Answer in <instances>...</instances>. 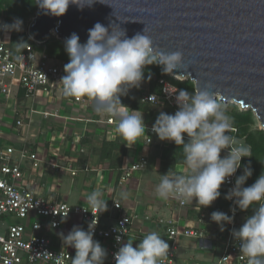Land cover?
Instances as JSON below:
<instances>
[{
  "label": "clouds",
  "instance_id": "clouds-1",
  "mask_svg": "<svg viewBox=\"0 0 264 264\" xmlns=\"http://www.w3.org/2000/svg\"><path fill=\"white\" fill-rule=\"evenodd\" d=\"M100 2L104 3L103 0ZM93 3L94 0L90 3L85 0L35 2L43 14L56 17L64 15L70 4L82 10ZM109 27L95 23L88 30V39L83 44L75 32L65 39V51L70 59L64 65L65 75L60 81L65 97H87L94 102L97 114L111 116L115 121L116 133L128 147H132L145 133L146 125L143 114L122 104L121 96L128 95L132 88H140L146 79L150 81V71L145 77L148 65H162V72L173 74L176 79L178 75H183L174 73L183 63V54L157 50L151 38L144 34V29L143 33L137 32L128 38L126 30L116 31L112 24ZM13 30H23L21 18H14L11 24L0 23V31L7 33ZM24 43H16L18 51L23 52ZM164 91L177 93L176 88L174 91L165 88ZM175 101L178 110L174 114L159 112L151 131L162 141H173L183 146L185 170L183 174L168 172L162 175L155 191L162 200L175 198L182 203H193L195 200L200 207H208L221 196V185L242 167V158L252 156L251 148L239 144L230 135L231 118L209 89H200L196 93L179 90ZM222 150H227L223 157ZM252 171L250 161L244 164L243 173L236 176L234 186L224 194V198L232 200L235 205L230 208L233 216L213 211L210 218L224 231L225 224L233 222L237 207L241 211L251 207L253 214L246 218L239 229H232L231 235L238 242L240 252L248 258V264H264V173L245 187ZM122 195L127 197L126 193ZM86 200L98 213L107 210L100 189L91 192ZM96 217L89 222L87 230L74 225L67 235L59 233L63 244L76 250L72 264H104L107 250L93 238L98 222ZM51 227H55L54 222ZM115 239L120 244L121 236L117 235ZM133 241L135 239L128 238L115 252L116 264H161L168 255L169 244L157 232H148L136 247H133Z\"/></svg>",
  "mask_w": 264,
  "mask_h": 264
},
{
  "label": "crops",
  "instance_id": "crops-1",
  "mask_svg": "<svg viewBox=\"0 0 264 264\" xmlns=\"http://www.w3.org/2000/svg\"><path fill=\"white\" fill-rule=\"evenodd\" d=\"M37 93L26 96L15 84L10 96L0 94V149L13 147L14 159H18L17 152L20 149L37 155V167L32 166L33 160L28 157L19 160L23 172L22 180L29 183L31 188L42 192L49 199L64 201L69 205H89L86 197L100 189L107 203L102 224L112 223L120 214L133 217L129 225V235L124 240L126 243L128 238L135 239L133 246L144 235L153 231L167 241L164 229L158 223L159 217L175 216L180 225L195 224L201 213L211 217L210 208L204 209L194 200L193 203L187 201L185 206H178L174 198L162 200L156 194L155 188L169 168L161 159V151L172 141L162 142L155 134L153 141L146 143L145 131L136 144L128 147L116 133L115 124L104 122L105 114H97L94 105L86 107L74 102L71 97H65L63 85L52 93ZM40 98L44 100L41 101ZM36 101L43 103L42 108ZM145 117L144 114L145 125L156 120V116H150L149 119ZM17 121L20 123L17 124ZM104 140H117L125 150H114L107 157L100 150ZM140 155L147 158V165L119 182L122 167ZM184 170L185 164L182 163L172 168V172L180 174ZM123 193L127 194L126 198ZM115 200L121 204L120 209L112 207ZM6 218L7 216L0 217L2 226L12 223H7ZM21 222L29 224L30 220ZM74 225L86 230L80 217L70 215L63 219L59 227L46 228L43 232L54 247L75 252L73 247L64 245L59 236L61 232L67 235ZM30 233L27 229L26 234ZM93 238L104 247V240L96 236ZM195 244L194 238H181L179 246L184 251L178 254L179 259L193 257V254L199 252ZM104 264H109L108 256Z\"/></svg>",
  "mask_w": 264,
  "mask_h": 264
},
{
  "label": "built area",
  "instance_id": "built-area-1",
  "mask_svg": "<svg viewBox=\"0 0 264 264\" xmlns=\"http://www.w3.org/2000/svg\"><path fill=\"white\" fill-rule=\"evenodd\" d=\"M0 23L9 24L5 20H0ZM14 33H16L14 30L7 33L0 31V94L5 97L10 96L15 84L24 91L26 96H32L39 91L45 94L52 93L62 86L60 80L65 75L64 65L49 57L44 50L35 49L34 43H43H39L29 35L30 42L25 45L23 52H14L8 45ZM158 83L160 88L158 93L138 88L140 100L145 103L167 106L171 114H174L178 110L175 95L182 89L164 78H159ZM174 87L177 93L169 94L164 91L165 88L174 91ZM150 96L152 97L149 98ZM71 98L83 106H95L94 102L87 97ZM104 122L115 124L114 119L108 115H105ZM19 123L20 121H17V124ZM152 125L153 123L146 125L144 137L146 143L153 141L155 133L151 131ZM235 133L236 128L232 126L230 135L239 144L246 145L242 139L235 137ZM185 139H188L186 134ZM222 152L227 154V150H222ZM14 153L15 149L11 146L0 149V217L13 216L23 221L26 220V222L30 220V223H10L0 231V264H72L75 252L54 247L50 238L43 232L46 228L59 227L63 219L70 215L80 217L86 230L89 222L97 216L98 222L94 236L104 240L109 264H116L114 254L129 235V225L133 217L120 214L114 218L112 223L103 225L102 220L107 210L98 213L90 205H69L64 201L43 196L42 192L31 188L29 183L22 180L23 172L19 164L20 159L28 157L33 160L32 166L37 167V155L26 149H20L17 152L18 159H14ZM146 165L147 158L144 155L138 156L136 160L122 167L119 182H123L133 172L143 169ZM240 172L238 169L227 182L222 184V188L228 192L234 186L236 176H239ZM175 200L178 206L187 204V201L182 203L178 199ZM112 207L120 209L121 204L115 200ZM232 207L235 205L231 200L224 213L233 216L230 210ZM205 217L206 214L201 213L193 225H180L179 219L175 216L158 218V223L163 227L169 244L168 255L162 259L161 264H248V258L240 252L238 242L231 235L232 229H239L244 222L240 209L236 208L233 222L226 223L224 231H221L220 227H214L213 224L211 226L209 222L206 223ZM53 222L55 227H51ZM211 227L213 228L210 230ZM27 229L31 232L28 235L26 234ZM117 235L121 236L120 244L115 239ZM183 237L196 239L195 245L201 252H204L205 257L203 259L187 257L180 260L177 251L180 239Z\"/></svg>",
  "mask_w": 264,
  "mask_h": 264
},
{
  "label": "water",
  "instance_id": "water-1",
  "mask_svg": "<svg viewBox=\"0 0 264 264\" xmlns=\"http://www.w3.org/2000/svg\"><path fill=\"white\" fill-rule=\"evenodd\" d=\"M103 2L94 0L82 10L70 4L59 17L37 6L27 34L44 43L51 36L65 41L75 32L83 44L97 22L126 30L128 38L144 29L157 50L183 54L174 73L190 79L195 93L207 88L216 100L250 109L264 128V0Z\"/></svg>",
  "mask_w": 264,
  "mask_h": 264
},
{
  "label": "trees",
  "instance_id": "trees-1",
  "mask_svg": "<svg viewBox=\"0 0 264 264\" xmlns=\"http://www.w3.org/2000/svg\"><path fill=\"white\" fill-rule=\"evenodd\" d=\"M35 2L36 0H0V20H5L11 24L14 18L19 17L23 20V27H25L27 19L33 16L37 10V5ZM21 41L25 42L23 44L24 48L25 45L30 42V39L26 32L18 31L11 35L8 45L14 52H16L18 51L16 43ZM34 48L37 50H44L49 57L59 63H62L63 65L69 62L70 58L65 51L64 41L56 38L55 36H51L43 44L34 43ZM162 67V65L153 64L148 65L145 68V77L148 76L149 71L151 72L150 81L147 79L145 80L147 83V89L150 92L158 93L160 89L158 79L164 78L179 89L186 90L189 93H195L194 84L190 79H175L172 76H168L167 74L163 73ZM217 101L219 103L222 102L219 100ZM121 102L131 110L147 111L148 109V103L142 102L140 100L139 89H131L128 95L121 96ZM228 107H230L231 110L227 112V114L231 118L232 126L236 128L235 137L242 139L244 143L251 148L252 156L242 158V167L240 168L241 172L239 173L240 175L243 173V165L250 161L251 168L253 170L252 176L249 177L245 182V186H250L262 173H264V131L262 129H258L255 126L256 119L251 110H240L234 103H229ZM165 112L171 114L170 108L165 106ZM187 140L188 139H185V142H187ZM100 150L104 152L105 156L109 157L111 156L112 151H124L125 149L117 140H104L100 146ZM161 159L167 164V166H169V168L166 170L167 173L180 174L179 172H172V168L176 164H185L183 146H178L172 141L169 145L162 148ZM220 191L221 196L217 198L215 200V204L210 207V214L213 211L224 212V210L231 203V200L224 198V194L227 191L222 188V185ZM240 212L243 214L245 222L246 218L253 214V209L250 207L248 210H240Z\"/></svg>",
  "mask_w": 264,
  "mask_h": 264
},
{
  "label": "rangeland",
  "instance_id": "rangeland-1",
  "mask_svg": "<svg viewBox=\"0 0 264 264\" xmlns=\"http://www.w3.org/2000/svg\"><path fill=\"white\" fill-rule=\"evenodd\" d=\"M34 16H35V13L33 14V16H31L30 18H28L27 19V21H26V25H25V27H23V32H26L27 33V31H28V26H29V24H30V22H31V20L34 18ZM15 31V30H14ZM15 32H18V31H15ZM57 38V37H56ZM168 76H172L173 78H175V76L174 75H172V74H167ZM176 79V78H175ZM178 80H183V79H186V78H182V79H179V78H177ZM140 88H142V89H147V83L146 82H143L142 84H141V86H140ZM132 89H137V88H132ZM37 95L39 96V93H37ZM138 98V97H137ZM40 100L42 101V100H44V98H40ZM36 103H39L38 105H39V107L40 108H42V105H43V103L42 102H38V101H36ZM229 103H234L236 106H237V108L238 109H240V110H245V108H241L240 106H239V104H237V103H235V102H228V103H225V102H221V104L225 107V109H226V112H229L230 110H231V108L230 107H228V104ZM246 110H250V109H246ZM161 111H163V112H165V106H161V105H157V104H150V103H148V109H147V111H141L142 113H143V115L145 114L146 115V117L145 118H150V116H153V117H155L156 116V118H157V116H158V114H159V112H161ZM255 116V115H254ZM255 119H256V124H255V126L258 128V129H262L263 131H264V128L261 126V124H260V122L257 120V118L255 117ZM162 141V140H161ZM167 142H171V141H168V140H166ZM162 142H164V141H162ZM225 155V153L224 152H221V157H223ZM195 201V200H194ZM215 204V201L210 205L211 207L213 206ZM210 206H208L209 208H210ZM203 207V206H202ZM204 209H207V207H203ZM21 221H23V220H18V219H16L15 217H9V216H7V218H6V222L7 223H9V222H12V223H17V222H21ZM207 221L210 223V225L213 223V226H216V227H219V225L216 223V222H214V221H212L211 220V218H210V216H206V223H207ZM1 223H2V221L0 220V231H2L3 229H4V226L5 225H1ZM212 226V225H211ZM213 227H211L210 228V230L212 229ZM215 229V228H214ZM182 246L180 245L179 246V248H178V251H177V253L178 254H182V251H184L183 250V248H181ZM218 251V250H217ZM191 257V256H190ZM205 257V254H204V252H201V251H199V252H197V253H195V255L193 254V258H198V259H203Z\"/></svg>",
  "mask_w": 264,
  "mask_h": 264
}]
</instances>
